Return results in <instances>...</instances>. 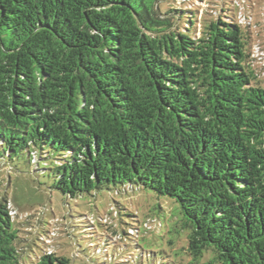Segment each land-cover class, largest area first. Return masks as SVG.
<instances>
[{
    "label": "trees",
    "instance_id": "16d2710c",
    "mask_svg": "<svg viewBox=\"0 0 264 264\" xmlns=\"http://www.w3.org/2000/svg\"><path fill=\"white\" fill-rule=\"evenodd\" d=\"M206 5L0 0V170L49 172L69 199L149 190L178 204L195 262L264 264V68L242 8ZM11 203L0 190V264H70L23 260ZM93 222L101 264L154 257Z\"/></svg>",
    "mask_w": 264,
    "mask_h": 264
},
{
    "label": "rangeland",
    "instance_id": "374dc122",
    "mask_svg": "<svg viewBox=\"0 0 264 264\" xmlns=\"http://www.w3.org/2000/svg\"><path fill=\"white\" fill-rule=\"evenodd\" d=\"M207 3L209 5L204 7L223 6L230 16L242 8L241 22L247 26L250 43L257 44L251 48L252 57L256 59L251 64L264 68V0H207ZM258 71L259 74L264 72ZM259 79L263 81L264 74ZM18 167L10 174V179L8 173L0 170V190L7 192L12 202L13 228L16 226L19 235L27 238L29 250L23 254L25 262H35L45 249L69 259L70 264H101L102 257L93 249L99 244L87 234L94 231L93 218H97L104 235L105 229L118 234L110 235V242L114 244L121 240L125 230L130 237L139 235L136 240L138 248L154 255L144 259L142 264L205 263L195 262L188 254L191 229L174 200L144 189L124 191L117 196L103 189L96 196L92 193L69 199L51 189V173L35 172L29 164ZM51 168L55 166L51 165ZM109 189H113L112 186ZM79 219L85 220V233L81 232L83 224H76ZM139 222H144L143 231L136 235ZM49 231L42 243L40 237ZM19 245L24 247L25 241L21 240Z\"/></svg>",
    "mask_w": 264,
    "mask_h": 264
},
{
    "label": "built area",
    "instance_id": "2783aa9c",
    "mask_svg": "<svg viewBox=\"0 0 264 264\" xmlns=\"http://www.w3.org/2000/svg\"><path fill=\"white\" fill-rule=\"evenodd\" d=\"M11 214H12V212H11Z\"/></svg>",
    "mask_w": 264,
    "mask_h": 264
}]
</instances>
